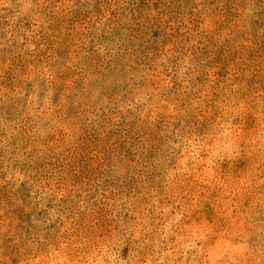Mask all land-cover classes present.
I'll return each mask as SVG.
<instances>
[{
	"label": "rangeland",
	"instance_id": "1",
	"mask_svg": "<svg viewBox=\"0 0 264 264\" xmlns=\"http://www.w3.org/2000/svg\"><path fill=\"white\" fill-rule=\"evenodd\" d=\"M0 264H264V0H0Z\"/></svg>",
	"mask_w": 264,
	"mask_h": 264
}]
</instances>
